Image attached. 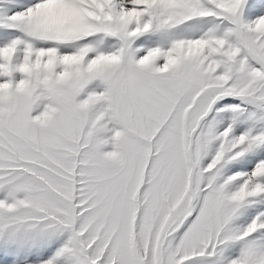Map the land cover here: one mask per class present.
Segmentation results:
<instances>
[{"label": "snow or ice", "instance_id": "6c2138e0", "mask_svg": "<svg viewBox=\"0 0 264 264\" xmlns=\"http://www.w3.org/2000/svg\"><path fill=\"white\" fill-rule=\"evenodd\" d=\"M0 264H264V0H0Z\"/></svg>", "mask_w": 264, "mask_h": 264}]
</instances>
